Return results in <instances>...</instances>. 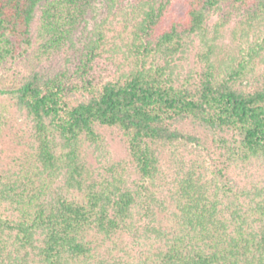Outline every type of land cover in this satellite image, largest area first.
Masks as SVG:
<instances>
[{
    "label": "trees",
    "instance_id": "16d2710c",
    "mask_svg": "<svg viewBox=\"0 0 264 264\" xmlns=\"http://www.w3.org/2000/svg\"><path fill=\"white\" fill-rule=\"evenodd\" d=\"M123 1L0 0V70L34 62L0 89V264H264V0H189L162 30L169 0H134L119 56L104 29ZM217 12L246 39L227 61ZM106 135L126 160L102 173L85 153Z\"/></svg>",
    "mask_w": 264,
    "mask_h": 264
},
{
    "label": "rangeland",
    "instance_id": "374dc122",
    "mask_svg": "<svg viewBox=\"0 0 264 264\" xmlns=\"http://www.w3.org/2000/svg\"><path fill=\"white\" fill-rule=\"evenodd\" d=\"M162 1V0H161ZM165 2V0H163ZM189 0H169V3L167 4L166 11H165V17L162 23V26L160 27L162 29H167L170 27L172 23H183L185 19L186 14V6L188 4ZM121 5H124L125 7L121 8V10H115L113 9V16L110 18L109 22L106 23L105 26V34L107 36V40L111 42L114 45H109L106 42V51H119V56H124L123 47L125 45L126 41H130L129 39L132 37V24H130L131 15H130V8L128 6L135 4L134 0H124ZM118 8V7H117ZM115 10V11H114ZM107 12L105 9L101 11V15L97 18V22H100L102 18L106 16ZM223 13H214L211 18L208 21V32H209V38L214 39V51L215 55L218 58L225 59L224 61H227L228 58H236L239 56V48L242 46H245V38L243 32L240 30V20L241 15L235 14L231 18H229V21H223L222 27L220 26L222 22H220ZM91 27H93V23H91L88 26V30H91ZM108 30H111L110 32ZM78 31L76 33V36H79V39L74 38V44L77 47H81L83 44V38L84 36H87L89 33H82L80 34ZM38 48V45H36ZM206 49L202 45V42L199 40V38H195L194 41L189 45L188 50L183 55H177L175 56V60L178 66H180L183 70V73H186L189 69L192 67H195V65H198V59L199 55L204 52ZM105 57H107V54H104ZM126 56V55H125ZM33 61H36L34 58H32ZM31 60H20L17 64L18 70H5V68L0 70V89H6L8 87H12L14 84H17V81L20 80L16 76V72H26L28 67L30 66ZM101 63H104L103 61ZM264 67V66H262ZM113 67H109L108 69H112ZM13 76V77H12ZM12 77V78H11ZM19 82V81H18ZM7 96L0 95V109L3 107V105L7 102L6 100ZM1 112V110H0ZM13 119L17 120L18 123H21L23 121L22 117L18 113H14ZM24 128H26V125L24 123ZM8 142L9 139L5 138ZM28 140L27 138H24V157H29L32 152L27 144ZM9 143V142H8ZM5 153H9L11 157H16L18 155V151H15L13 147L11 146H5ZM14 151V152H13ZM86 160H88L89 164H92L90 166V169H94L95 171H100L103 173L104 169L112 164H115L116 162H119L122 164L124 160H126V150L125 146L117 139L111 136L106 135L104 139L98 143L97 145H92L86 150ZM4 157L6 155L4 154ZM11 159V158H10ZM6 160V159H5ZM2 161V160H1ZM30 159H27L28 163ZM123 165V164H122ZM125 167V166H124ZM120 170V168H119ZM125 180L127 185H131L132 182H134L137 177L134 173L131 171L125 173ZM60 182V180H58Z\"/></svg>",
    "mask_w": 264,
    "mask_h": 264
}]
</instances>
